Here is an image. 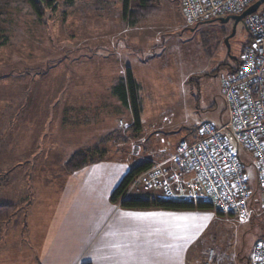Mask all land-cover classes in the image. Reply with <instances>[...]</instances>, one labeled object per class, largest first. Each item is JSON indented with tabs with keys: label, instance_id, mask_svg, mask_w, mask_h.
<instances>
[{
	"label": "rangeland",
	"instance_id": "374dc122",
	"mask_svg": "<svg viewBox=\"0 0 264 264\" xmlns=\"http://www.w3.org/2000/svg\"><path fill=\"white\" fill-rule=\"evenodd\" d=\"M180 3L156 0L155 11L129 28L122 18V0H57L56 9L41 17L26 1L0 0V204L12 206L0 222V264H36L31 251L39 240L32 238L30 225L44 216L49 224L58 219L73 185L77 187L78 173H87L96 161L132 166L152 156L143 151L140 135L167 149L188 138L194 124L219 126L227 120L221 82L249 41L248 31L242 20L233 31L232 19L186 26ZM158 31L166 34L153 37L152 49L127 45L131 35L145 42ZM104 32L120 38L115 40L117 51L104 53L131 66L141 85L138 131L131 126L132 108L110 91L116 77L125 74L121 65L97 64L95 47ZM147 55H154L152 61L141 63ZM161 60L165 64L160 66ZM230 144L256 191L252 211L242 222L218 218L214 208L198 214L197 223L204 227L198 241L248 251L254 240L264 237V209L258 203L253 153ZM85 148L90 149L82 168H63L74 151ZM94 186L92 197L84 195L86 207L99 206L103 212L106 196L110 200L114 190L110 175ZM134 192L164 198L159 190ZM46 208H53L51 216L40 217ZM248 221L254 226L243 234Z\"/></svg>",
	"mask_w": 264,
	"mask_h": 264
},
{
	"label": "crops",
	"instance_id": "0c3cea01",
	"mask_svg": "<svg viewBox=\"0 0 264 264\" xmlns=\"http://www.w3.org/2000/svg\"><path fill=\"white\" fill-rule=\"evenodd\" d=\"M124 21L129 28H133L139 22L130 24ZM184 22L188 26L185 17ZM160 32L147 35L145 42L131 35L126 38L127 45L133 47L136 43L134 47L152 49L153 37H162L166 34ZM114 37L111 32L100 34V42L95 47L97 64L102 67L119 62L118 64L121 65L119 71L125 72L127 68L131 70V66L124 61L113 60L111 55L104 53L106 49L117 51L118 44L115 40L120 38L114 39ZM152 57L154 55H147L140 61L146 64L152 61ZM159 63L160 66L165 64L163 60ZM232 71L231 68L230 72ZM121 76L122 74L118 77ZM15 119L20 120L16 116ZM191 129L188 131L189 136L194 131ZM138 140L140 143L145 142L142 146L144 152L152 153L151 157H144L143 160H151L153 163L167 158L175 148V146L167 149L162 146L158 148L155 139L149 140L143 135H140ZM21 150L23 149L20 148L18 152ZM129 164L118 161L115 166L113 162L96 161L88 168L87 173L85 170L78 173L77 187L73 185L70 191L72 197L67 202V206L57 212L58 219L49 224L50 221L46 218L48 216L41 215L51 216L53 208L40 211L41 223L33 220L31 223L35 224L29 226L32 238L39 240L35 242L38 246L37 250L31 251V254L36 256V261L38 259L36 264H248L254 242L262 237L254 240L248 251L243 248L230 250L229 246L227 248L223 244L213 246L210 242L198 241L200 232H204V227H199L197 223L198 214L209 209H128L111 202L108 194L103 212L99 206L86 207L84 195L89 194L92 197L94 185L100 183L108 174L115 189L124 174L132 167ZM37 166L47 165L38 163ZM119 166L123 170L122 168L118 170ZM190 176L193 174L186 175V177ZM210 215L213 216V213L211 212ZM96 216L100 218L96 219ZM215 216L222 219L235 218L233 215L217 211ZM248 223V227L241 230L243 234L254 226L251 222Z\"/></svg>",
	"mask_w": 264,
	"mask_h": 264
},
{
	"label": "built area",
	"instance_id": "2783aa9c",
	"mask_svg": "<svg viewBox=\"0 0 264 264\" xmlns=\"http://www.w3.org/2000/svg\"><path fill=\"white\" fill-rule=\"evenodd\" d=\"M257 0H181L186 22L197 24L239 15ZM262 5V3L260 4ZM243 18L249 41L236 69L221 82L228 118L219 126L203 121L173 153L136 174L123 198L135 190H159L164 198H182L212 204L222 214L248 220L252 189L244 164L231 142L255 157L258 203L264 209V3ZM193 176L186 177L187 174ZM248 264H264V237L254 242Z\"/></svg>",
	"mask_w": 264,
	"mask_h": 264
},
{
	"label": "trees",
	"instance_id": "16d2710c",
	"mask_svg": "<svg viewBox=\"0 0 264 264\" xmlns=\"http://www.w3.org/2000/svg\"><path fill=\"white\" fill-rule=\"evenodd\" d=\"M21 1L28 2L32 12L37 17H41L46 10H55L57 6V0ZM122 2V18L130 24H136L143 17L151 15L156 9V0H122ZM140 88V83L133 77L129 68L126 69L123 76L116 78L110 86L111 94L118 98L122 103L132 108L133 123L131 126L134 131H138L140 129V106L138 104L137 95ZM195 127L196 126L191 127V130H194ZM89 149L90 148L77 149L74 151L64 162L63 168L66 170H76L82 168L88 162ZM152 164L153 162L151 160H143L132 165L111 193L110 201L117 203L122 208L128 209L161 208L175 210H207L213 208L212 204L206 202L192 201L182 198H160L150 196L149 194L143 197L138 193H131L121 199L120 197L124 194L132 178L139 172L150 168ZM254 193H256L255 190L252 191V196H254ZM11 210V205L0 204V222L9 215Z\"/></svg>",
	"mask_w": 264,
	"mask_h": 264
},
{
	"label": "water",
	"instance_id": "95a60500",
	"mask_svg": "<svg viewBox=\"0 0 264 264\" xmlns=\"http://www.w3.org/2000/svg\"><path fill=\"white\" fill-rule=\"evenodd\" d=\"M264 3V0H257L253 5H251L250 7H248L245 11H243L241 14L239 15H228L225 17H219L216 18L217 20H220L222 22H227L230 19L233 20V31H234V27L235 24L239 21V20H243L244 16L247 15L248 13H251L253 11H255V9L261 4Z\"/></svg>",
	"mask_w": 264,
	"mask_h": 264
},
{
	"label": "flooded vegetation",
	"instance_id": "af4514ba",
	"mask_svg": "<svg viewBox=\"0 0 264 264\" xmlns=\"http://www.w3.org/2000/svg\"><path fill=\"white\" fill-rule=\"evenodd\" d=\"M239 62H240V57L238 59H236V64L233 65L231 68L232 69H236L238 67V65H239Z\"/></svg>",
	"mask_w": 264,
	"mask_h": 264
}]
</instances>
